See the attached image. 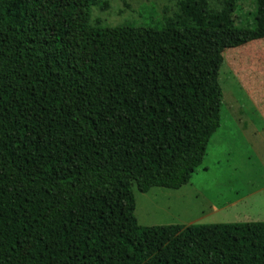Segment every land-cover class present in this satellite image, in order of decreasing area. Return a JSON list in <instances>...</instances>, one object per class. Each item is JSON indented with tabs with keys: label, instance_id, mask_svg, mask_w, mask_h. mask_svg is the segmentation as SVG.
<instances>
[{
	"label": "trees",
	"instance_id": "obj_1",
	"mask_svg": "<svg viewBox=\"0 0 264 264\" xmlns=\"http://www.w3.org/2000/svg\"><path fill=\"white\" fill-rule=\"evenodd\" d=\"M219 6L103 27L107 0H0V264H264L263 222L134 214L132 186L177 190L202 165L224 50L264 39V0L253 28Z\"/></svg>",
	"mask_w": 264,
	"mask_h": 264
},
{
	"label": "rangeland",
	"instance_id": "obj_2",
	"mask_svg": "<svg viewBox=\"0 0 264 264\" xmlns=\"http://www.w3.org/2000/svg\"><path fill=\"white\" fill-rule=\"evenodd\" d=\"M107 1L108 10L91 9L90 25L159 26L163 15L181 13L178 0ZM210 1L214 13L222 10L220 0ZM254 9L253 0H237V27L253 28ZM222 55L220 127L209 141L202 165L182 188L155 187L140 193L132 186L134 214L142 226L264 223V39L226 49ZM236 88L248 91L239 97L255 105L257 118L240 110Z\"/></svg>",
	"mask_w": 264,
	"mask_h": 264
},
{
	"label": "crops",
	"instance_id": "obj_3",
	"mask_svg": "<svg viewBox=\"0 0 264 264\" xmlns=\"http://www.w3.org/2000/svg\"><path fill=\"white\" fill-rule=\"evenodd\" d=\"M242 92L245 93V94H248V91L242 89V88H236V93H238V103H239V107H240V110L242 112H248V114H253L255 116V118H257V115L254 113V112H257L256 108L254 107L255 105L253 103H251L250 105L248 104H245L244 101H248L247 98H244V97H239L242 95ZM254 111V112H253Z\"/></svg>",
	"mask_w": 264,
	"mask_h": 264
}]
</instances>
